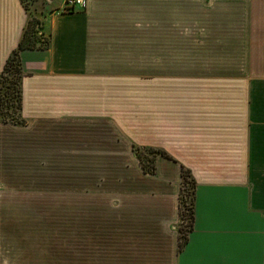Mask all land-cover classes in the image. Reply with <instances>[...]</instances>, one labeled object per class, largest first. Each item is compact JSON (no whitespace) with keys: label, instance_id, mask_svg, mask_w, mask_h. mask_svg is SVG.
<instances>
[{"label":"crops","instance_id":"crops-1","mask_svg":"<svg viewBox=\"0 0 264 264\" xmlns=\"http://www.w3.org/2000/svg\"><path fill=\"white\" fill-rule=\"evenodd\" d=\"M164 1L41 15L51 42L21 52L24 122H0V264H264V0H183L200 85L181 104L155 88L175 57ZM29 21L22 0H0V77ZM137 147L174 160L146 173ZM182 166L196 180L183 246Z\"/></svg>","mask_w":264,"mask_h":264},{"label":"rangeland","instance_id":"rangeland-1","mask_svg":"<svg viewBox=\"0 0 264 264\" xmlns=\"http://www.w3.org/2000/svg\"><path fill=\"white\" fill-rule=\"evenodd\" d=\"M24 3L25 8L28 10L30 14V18L32 21L31 25V31L30 34L34 36L35 39L38 40V45L42 46H48V43L50 42V32L49 27H46V24L41 19L42 14H49L52 11H55L56 9H62L63 6V0H22ZM164 7L163 10L166 9H175V18H174V25L173 28L168 31V33L164 30L163 33H160L159 39L160 41H166L169 40L170 42H173L174 45L170 47V52H173L175 57L173 59L169 56L166 57L165 55L163 58H160V61L163 59L164 61H168L169 65H160V74L159 76H163L167 74V70L169 71V77H159L158 86L155 85V88H158V90H166L171 89L175 96L174 103L175 104H181L178 103V101H182V95L183 92L186 90V88H199L200 85L198 82L190 81L189 78H186L191 73H197L199 71V65L196 61V55H193V48L191 49L190 56H185L188 54V51H186L184 48L186 45H184V41L187 40V34L184 27L187 23L184 24L183 16H182V8H183V0H174V1H164ZM191 5H194L192 8V20L196 19L197 16L194 12L197 11V2H191ZM143 7L147 8L144 9L145 11L149 10V0H143ZM165 13H160L161 15H164ZM145 19V18H144ZM45 24V25H44ZM145 28V27H144ZM192 28V34H191V42L196 45L200 41L199 34L196 32L198 30V27H194L191 25ZM146 42V41H145ZM192 45V46H194ZM166 51V50H164ZM144 64H142V69L144 71V74L142 75L144 78L151 77V71L153 69V66L150 65V59L149 57H146L143 59ZM173 61V63L171 62ZM148 62V63H145ZM224 70L226 69L225 66L222 67ZM226 71V70H225ZM229 71V70H227ZM6 78H10L9 81L6 80ZM12 79L14 77L6 76L4 79H0V112L8 111L10 114L9 116L5 114H0V117H3V119H9L10 121H20L19 119V110H18V99L17 96H15L13 89V82ZM118 83V82H116ZM148 86L147 88H151L150 86L154 87L153 85H150V81H146ZM192 83V84H191ZM194 83V85H193ZM223 83H227L228 85L231 84L229 80L223 81ZM120 85V84H119ZM114 95L116 94L115 91H112ZM118 95L112 97V100L118 99L119 102H123V98H125V92L122 90H118ZM10 94L9 97H6V94ZM128 96L132 95V98H128L132 100L133 102L137 100H142V98L139 96L140 94H137L136 91L133 93L128 92ZM126 95V96H127ZM120 105L122 107V104L118 105V109H120ZM141 107V106H140ZM125 113V112H124ZM139 113V112H138ZM13 121V122H14ZM140 147L136 148L137 149ZM141 152L144 157V163L148 165V167H151L153 163H150L149 160L152 159L155 156V165L157 159L161 156L159 153H153L151 152V149L153 150H160L156 147H149V148H140ZM138 155V153H137ZM139 157V155H138ZM140 159V157H139ZM157 168V166H156ZM189 184L186 186H183L181 197H180V211H182L183 218H181V237L183 242L184 236L187 235L188 231L190 230V211H191V200L193 199V184H191L192 179H190Z\"/></svg>","mask_w":264,"mask_h":264},{"label":"trees","instance_id":"trees-1","mask_svg":"<svg viewBox=\"0 0 264 264\" xmlns=\"http://www.w3.org/2000/svg\"><path fill=\"white\" fill-rule=\"evenodd\" d=\"M32 21L30 18V21L28 23V26L26 28L24 37L19 45V48L17 50H15L13 52V54L10 56V58L8 59L6 66L2 72V75L0 77V79H4L6 76H11L14 77V79H12L13 82V89H15L14 94L15 96H17L18 99V110H19V119L20 121H14L15 123H23L24 121L21 118V109H22V87H21V82H22V77H23V69H22V62H21V52L23 50H41V49H47L50 46V42L48 43V46H42V45H38V40L34 38L33 35L30 34L31 31V25H32ZM7 81L10 80V78H6ZM10 94H6V97H9ZM0 114H5L6 116H9V112L5 111V112H0ZM10 121L9 119H3V117H0V122H13ZM151 152L153 153H159L162 157L169 159V160H174V158L168 154V152H166L165 150H152ZM137 153L140 157V161L142 164V167L144 169V171L146 173H150V174H155L156 173V165H155V156L149 160L150 163H153V165L151 167H148V165L146 163H144V157L143 154L141 152V149L138 148L137 149ZM182 176H183V186H186L187 184H189V180L192 179L191 184H193V199L191 200V211H190V230L191 231L193 229V224H194V196H195V190H196V180L194 179L193 175H192V171L190 169H187L186 167L182 166ZM180 215L181 218H183V214L182 211H180ZM188 231V233H189ZM188 233L186 236H184L183 242L181 243V246H183V244L188 240Z\"/></svg>","mask_w":264,"mask_h":264},{"label":"built area","instance_id":"built-area-1","mask_svg":"<svg viewBox=\"0 0 264 264\" xmlns=\"http://www.w3.org/2000/svg\"><path fill=\"white\" fill-rule=\"evenodd\" d=\"M87 0H64L62 11L76 12L86 8Z\"/></svg>","mask_w":264,"mask_h":264},{"label":"bare ground","instance_id":"bare-ground-1","mask_svg":"<svg viewBox=\"0 0 264 264\" xmlns=\"http://www.w3.org/2000/svg\"><path fill=\"white\" fill-rule=\"evenodd\" d=\"M86 7H87V4H86ZM86 9V8H85Z\"/></svg>","mask_w":264,"mask_h":264}]
</instances>
